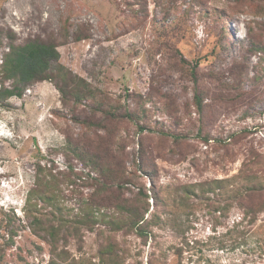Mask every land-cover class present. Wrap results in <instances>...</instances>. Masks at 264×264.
Masks as SVG:
<instances>
[{
  "label": "rangeland",
  "instance_id": "obj_1",
  "mask_svg": "<svg viewBox=\"0 0 264 264\" xmlns=\"http://www.w3.org/2000/svg\"><path fill=\"white\" fill-rule=\"evenodd\" d=\"M35 39L70 75L0 107V264H264V0H0V69Z\"/></svg>",
  "mask_w": 264,
  "mask_h": 264
},
{
  "label": "trees",
  "instance_id": "obj_2",
  "mask_svg": "<svg viewBox=\"0 0 264 264\" xmlns=\"http://www.w3.org/2000/svg\"><path fill=\"white\" fill-rule=\"evenodd\" d=\"M60 57L58 47L54 43L43 42L38 39L30 40L23 45H17L11 42L8 52L4 55L3 64L0 69V107H6V103L11 98H22L25 91L35 83L44 81L54 82L57 79L61 80L62 78L68 77L70 72L59 64ZM184 63L187 64V61H184ZM191 75L193 81L198 84L195 68L191 69ZM6 82H11V84L6 86ZM55 85L60 92L64 93V89L59 84L56 83ZM77 86L79 87L80 85ZM78 87L73 94H75L78 101H81ZM195 103L199 109L202 108V99L198 93L195 97ZM108 114L112 117L118 116L119 118L129 119L137 123L136 119L138 115L131 111H126L122 115L116 114L115 112H109ZM139 128L141 131L145 130L142 126H139ZM68 150L82 159L80 155L83 152H79L72 145L69 146ZM222 182V180H216L214 183L221 186ZM48 198L50 199V197ZM122 209L128 214L124 221L113 218L108 219L106 216H103V221L115 230L129 229L135 231L139 236L145 237L147 233L143 227L145 220L144 213L139 214V210L133 207H125ZM49 235L55 240L56 233L54 228L49 231ZM52 247L56 250L55 245ZM112 252L113 250L110 247L105 255H111ZM58 255L61 256L62 252ZM110 260V263L114 264L112 258Z\"/></svg>",
  "mask_w": 264,
  "mask_h": 264
}]
</instances>
